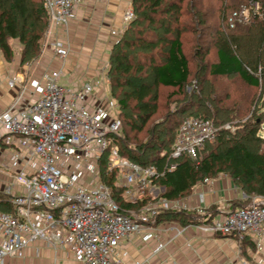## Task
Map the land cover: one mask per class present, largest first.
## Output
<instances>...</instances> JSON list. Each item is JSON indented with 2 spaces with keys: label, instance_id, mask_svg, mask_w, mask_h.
Wrapping results in <instances>:
<instances>
[{
  "label": "built area",
  "instance_id": "built-area-1",
  "mask_svg": "<svg viewBox=\"0 0 264 264\" xmlns=\"http://www.w3.org/2000/svg\"><path fill=\"white\" fill-rule=\"evenodd\" d=\"M85 3L44 0L49 23L39 58L22 72L9 69L0 79V90L13 94L0 110V194L12 210H0V264H7V258L25 259L32 247L38 257L49 248L73 255L78 264H121L120 249L135 237L143 243L157 241L154 258L193 228L209 236L253 239L256 264H264V202L237 209L207 208L206 193L195 192L208 186L209 179L196 184V206H191L192 195L170 201L157 187L166 173L175 171L177 160H197L215 140L219 129L213 121L185 120L163 169L140 166L120 154L116 141L122 123L106 96L108 71L91 80H70L73 23ZM247 5L230 15L229 28L235 29L236 21L249 24L264 18V0H248ZM135 18L130 4L110 28L109 42L118 43ZM213 206L218 213L208 222L158 223L162 212L205 216ZM162 233L174 236L164 240ZM241 263L251 264L245 258Z\"/></svg>",
  "mask_w": 264,
  "mask_h": 264
},
{
  "label": "trees",
  "instance_id": "trees-1",
  "mask_svg": "<svg viewBox=\"0 0 264 264\" xmlns=\"http://www.w3.org/2000/svg\"><path fill=\"white\" fill-rule=\"evenodd\" d=\"M186 1L190 9L184 11ZM203 1L132 0L131 6L136 18L113 46L108 71L111 93L116 97L115 90L124 91L118 99L124 121L121 115L119 120L122 129L125 127L124 122L128 123L130 129L125 136L117 139L116 146L120 154L131 162L163 169L183 122L189 118L211 120L219 129L215 140L207 143L199 152L197 160L183 157L176 161L175 171L166 173L157 183V187L163 189L161 197L170 201L190 197L197 183L224 174L248 198L264 197V150H259L257 146L264 142L258 130L261 122L254 120L235 132L225 128L226 124L238 119L243 111L241 107H225L222 102L214 103L217 101L205 104L203 99L194 104L206 108L202 116L189 117L182 122L176 118L188 112L190 102L153 123L162 109L156 89L161 86L184 91L188 85L192 72L189 57L184 52V31L180 20L189 15L193 23L202 26L205 21L202 19ZM241 1L234 0L232 8L223 0L225 4L222 5L221 22L227 19L229 12L234 11ZM48 23L44 0H0V53L6 61L13 58L11 40L22 46L23 65L26 61L36 60L41 54V42ZM252 24L249 28L238 27L226 35L217 34V61L209 67L211 76L238 75L247 86L261 87L264 78V18L256 19ZM255 27L258 32L253 37ZM160 58L163 60L160 61ZM117 200L128 208L129 205L121 197ZM217 209V206L211 207L205 216L196 212H162L157 219L159 224L178 223L189 226L208 222L218 213ZM0 210L12 211L1 194Z\"/></svg>",
  "mask_w": 264,
  "mask_h": 264
},
{
  "label": "crops",
  "instance_id": "crops-1",
  "mask_svg": "<svg viewBox=\"0 0 264 264\" xmlns=\"http://www.w3.org/2000/svg\"><path fill=\"white\" fill-rule=\"evenodd\" d=\"M131 3V0H86L80 10L79 19L73 23L74 49L70 58L73 73L77 71V74H84L88 77L87 80L107 73L100 67L104 64V62H101L103 53L107 51L108 32L110 28L119 23L123 11ZM86 41L92 44L90 49L86 46ZM77 42H81L83 47L79 46L80 49H77ZM82 49L84 52L81 51ZM104 56L106 55L104 54ZM0 64L1 79L9 70L3 62L0 61ZM71 78L73 81L77 79L75 77ZM12 98V93L9 94L0 90V110L6 108ZM1 177L0 189L4 184L3 177L2 179ZM199 192L206 193L207 208L212 205L230 208V201L234 199L241 201L248 198L245 193L237 187H232V184L229 181L225 182V180H215L209 183L208 186H200L196 189V193ZM191 199V206L199 205L196 195H192ZM161 235L164 240L174 236L169 233H162ZM157 244V241L143 243L138 237L130 239L119 251L118 256L121 259V264L145 263L146 261V264H242L241 261L244 258L251 264H256V254L258 253L253 239L245 238L243 241H239L236 238L209 236L198 232L195 228L189 229L185 236L169 244L161 254L153 258L151 257L153 255L152 251ZM262 248L260 255L264 256V239ZM26 256L22 260L7 258L6 263L78 264L75 262L73 255L65 251L55 253L49 248H43L40 257H38L35 255V248L32 247L27 251Z\"/></svg>",
  "mask_w": 264,
  "mask_h": 264
},
{
  "label": "rangeland",
  "instance_id": "rangeland-1",
  "mask_svg": "<svg viewBox=\"0 0 264 264\" xmlns=\"http://www.w3.org/2000/svg\"><path fill=\"white\" fill-rule=\"evenodd\" d=\"M228 3V6L233 8L235 2L234 0H225ZM236 2L238 0H235ZM132 2V0H131ZM185 2L184 4V11L190 9L189 4ZM248 0H242L239 3L241 5H247ZM223 0H204L203 1V12H202V19H205L202 26L199 24L192 22V17L189 15H185L181 18L180 24L182 25V30L184 31L183 40H184V52L186 56L189 57L190 60V68H191V76L188 82V85L185 87L184 91H178L175 89H169L164 87H158L156 90L158 95L160 96L159 104L161 105V110L157 114V116L153 119V123L156 122L161 117H164L166 114H173L174 110L178 107H183L184 105H189L188 112L184 115L179 114L176 118L182 122L183 120L189 117H199L205 114L206 108L199 107L198 105H194L197 101H202L205 99V104H209V102H222L225 107H241L242 113L239 114L238 119L234 123H228L226 126L232 132H235L236 129H239L242 125L249 124L254 122V120H259V134L262 138H264V78L261 82V87L259 88H251L247 86L240 77L237 76H220V77H213L210 75L209 67L217 61V48L215 45L216 36L218 33H224V35L235 31L238 27H251L252 23H243L241 24L239 21H236L235 29L229 28L227 21L234 13V11H230L227 19L224 22H221V12H222V5ZM256 21V20H253ZM256 24V23H255ZM252 24V25H255ZM257 27L253 29V37L257 36ZM124 35V34H123ZM122 35V36H123ZM122 38V37H121ZM87 42V41H86ZM85 42V43H86ZM81 42H77L76 46L77 49L83 47ZM84 43V44H85ZM115 43V42H114ZM112 41L106 43L107 51L103 53L102 61L104 62L103 66L100 67L104 71H109L111 65V58L110 54L113 49ZM11 46H13V58L11 61L7 62L5 57L0 53V61L6 64L7 69H12L17 72H22L23 66L27 63H32L33 61H26L25 65L21 62V51L22 46L19 45L17 42L11 40ZM86 46L90 49L92 44L90 42L86 43ZM105 48V47H104ZM77 51V50H76ZM75 51V53H77ZM81 51L84 52L82 49ZM89 52V51H87ZM104 54L106 56H104ZM99 57V56H98ZM39 58V57H38ZM37 58V59H38ZM160 61L163 59L160 58ZM1 65V64H0ZM30 67V66H29ZM69 72L71 76L74 78H80L82 76L83 79H87L88 77L84 74H77L78 72L71 71V67L69 68ZM72 78H70L71 80ZM63 85H68L67 81L62 82ZM127 91V89H124ZM116 97L111 93L110 89H107L106 96L110 99V104L114 107L117 115H121V118L124 117L123 111L118 105L119 96L121 97L124 91L115 90ZM198 103V102H197ZM247 109V111H245ZM245 111V112H244ZM212 116V115H211ZM124 121V118H123ZM125 123V127L122 129V136H125L129 132L128 123ZM121 136V137H122ZM258 149L263 151L264 150V142L258 143ZM9 175V174H8ZM221 180L225 182H230L232 187L236 188L233 181L228 177L226 174L220 175L215 179H209V183L212 181ZM208 183V184H209ZM238 189V188H237ZM243 192V191H242ZM196 193V192H195ZM193 194L195 196L196 194ZM244 193V192H243ZM264 197H249L245 200H237L234 199L229 202L230 208L236 207H246L252 204L263 203ZM239 238V237H237Z\"/></svg>",
  "mask_w": 264,
  "mask_h": 264
}]
</instances>
